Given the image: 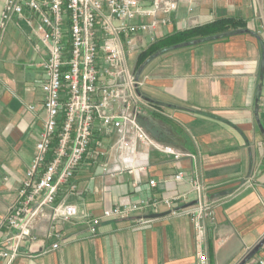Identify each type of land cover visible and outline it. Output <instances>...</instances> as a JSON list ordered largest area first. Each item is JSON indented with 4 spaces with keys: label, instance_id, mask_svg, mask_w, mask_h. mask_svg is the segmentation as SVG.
Returning a JSON list of instances; mask_svg holds the SVG:
<instances>
[{
    "label": "crops",
    "instance_id": "crops-1",
    "mask_svg": "<svg viewBox=\"0 0 264 264\" xmlns=\"http://www.w3.org/2000/svg\"><path fill=\"white\" fill-rule=\"evenodd\" d=\"M6 1L0 0V17ZM169 17L155 40L151 34L143 37L136 62L129 65L146 103L140 123L154 140L185 155L175 159L150 149L145 169L116 176L86 162L76 172V190L63 187L58 202L75 203L102 218L96 231L74 218L57 226L60 237H50L55 222L52 208L46 207L34 225L37 238L21 247L12 264H200V250L208 264H242L263 240L264 0H179ZM228 17L241 18L244 31L137 64L138 54L153 42ZM29 32L24 21L0 31V241L47 115L41 64L48 50ZM120 134L106 140L113 146L111 165H133L139 148L120 152L114 147ZM179 171L185 181L174 179ZM192 177L204 184L205 199L213 206L203 242L190 215L170 214L164 204L157 211L149 205L125 219L103 218L107 207L178 194L187 195L180 206L190 207L196 202L188 182ZM54 242L60 247L53 249ZM263 252L264 245L248 262ZM0 264L6 262L0 258Z\"/></svg>",
    "mask_w": 264,
    "mask_h": 264
},
{
    "label": "built area",
    "instance_id": "built-area-1",
    "mask_svg": "<svg viewBox=\"0 0 264 264\" xmlns=\"http://www.w3.org/2000/svg\"><path fill=\"white\" fill-rule=\"evenodd\" d=\"M178 7L179 0L6 1L0 31L5 32L12 22L24 21L30 27L29 37L48 50L41 64L45 73L42 106L47 115L18 199L6 218V236L0 241V258L6 264H12L28 240L37 238L34 225L46 207L52 208L55 222L50 237H60L57 226L74 218L96 231L102 218L81 211L75 203L58 202L63 187L76 190V172L86 162L116 176L145 169L150 149L175 159L185 155L154 140L140 123L146 103L138 92L141 81L129 65V57L141 50L143 37L151 34L155 40L159 28L171 21L169 16ZM40 43L34 46L37 52ZM261 104L264 107V96ZM29 108L34 110L35 106ZM116 133L122 134L114 145L120 152L134 145L139 148V159L133 165H111L113 146L106 140ZM174 179L185 181L186 175L179 171ZM188 182L196 195L190 207L180 206L187 195L178 194L107 207L103 218L125 219L149 205L157 211L164 204L170 214L190 215L203 242L205 222L212 216L213 206L206 201L205 186L198 178ZM150 184L156 186L157 182L151 180ZM59 247V242L52 245L53 249ZM198 256L200 264H208L203 250ZM247 264H264V252Z\"/></svg>",
    "mask_w": 264,
    "mask_h": 264
},
{
    "label": "trees",
    "instance_id": "trees-1",
    "mask_svg": "<svg viewBox=\"0 0 264 264\" xmlns=\"http://www.w3.org/2000/svg\"><path fill=\"white\" fill-rule=\"evenodd\" d=\"M245 23L241 18L228 17L213 23L195 27L153 42L138 54L137 64L142 65L163 48L195 39L213 40L224 38L236 32L244 31Z\"/></svg>",
    "mask_w": 264,
    "mask_h": 264
},
{
    "label": "water",
    "instance_id": "water-1",
    "mask_svg": "<svg viewBox=\"0 0 264 264\" xmlns=\"http://www.w3.org/2000/svg\"><path fill=\"white\" fill-rule=\"evenodd\" d=\"M203 39H195V40H190V41H186V42H181L179 44H175L173 46L167 47V48H163L162 50H160L157 54H162L168 50H172V49H176V48H180V47H184V46H189V45H194V44H198L203 42ZM155 56V55H154ZM264 245V238L263 240L256 246V248H254V250L245 258V260L242 262V264H246L249 259L254 256L259 249Z\"/></svg>",
    "mask_w": 264,
    "mask_h": 264
},
{
    "label": "rangeland",
    "instance_id": "rangeland-1",
    "mask_svg": "<svg viewBox=\"0 0 264 264\" xmlns=\"http://www.w3.org/2000/svg\"><path fill=\"white\" fill-rule=\"evenodd\" d=\"M136 58H137L136 53H135V54H132V55L129 57V63H130L131 66L136 62Z\"/></svg>",
    "mask_w": 264,
    "mask_h": 264
}]
</instances>
